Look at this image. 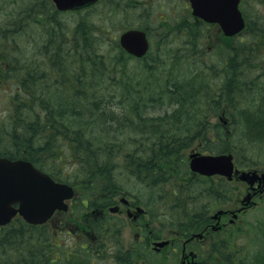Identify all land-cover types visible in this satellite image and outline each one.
Listing matches in <instances>:
<instances>
[{
  "label": "trees",
  "instance_id": "1",
  "mask_svg": "<svg viewBox=\"0 0 264 264\" xmlns=\"http://www.w3.org/2000/svg\"><path fill=\"white\" fill-rule=\"evenodd\" d=\"M34 2H38V5ZM100 2L101 0H98L83 9L67 12L81 14L84 10L86 14L81 16H85L90 12L88 9ZM242 3L241 0L240 6ZM27 4H13L12 12L6 13L7 18L0 21V80L12 77L16 80L13 92H10L6 98L10 104V108L6 109L9 125L1 133H4V137L8 136V141H4L0 133V145L3 144L0 147V156L30 160L56 179L58 178L53 169L46 168V162L53 161L57 171L58 165L69 159L72 164L78 165V172H81L80 175L75 173V178L81 181L85 179L86 189L91 187L94 198L103 201L99 206L104 207L110 202L107 193L117 191L120 187L116 184L113 174L118 162L112 159V156L117 153L127 165L134 168L132 169L134 172L138 175L143 174L142 177L154 187L163 185L170 179L166 193L174 198L172 200L176 202L174 205H178L176 199L184 201L187 198L189 192L186 188L193 180L185 164L184 150L192 146L195 141L201 139L200 148L203 152L217 153L226 151L239 153L238 149L242 151L246 148L245 142L232 141L235 132L239 133L241 140H243L242 136L248 133L252 136L251 139L248 138L249 142H264V22L261 23L256 19L254 28L246 18V28L239 35L223 36L220 43H216L212 50L213 59L217 58L216 63L204 64L201 68L196 67L197 72L189 73L188 76L184 74L178 76L175 73L177 77L167 78L164 82L159 80L155 86L156 90L149 94L148 99L153 100L156 94L158 98H162L165 92H170L171 102L175 103L176 107L160 115L143 117L137 109L141 97L140 87L144 90L148 89L150 81H143L139 75L140 58L129 55L121 49L117 41L110 39L107 42L116 52L108 53L109 55L99 53L97 48L99 49L108 31L103 33L97 30L98 24L91 22L90 18L83 17L76 20L71 34L68 35L69 27L65 28L60 18L63 12H53L54 5L50 0H31ZM11 14L14 16L10 18ZM32 19L41 25L45 21L42 25L45 40L36 46L38 54L42 46L45 51L40 54L44 59H33L29 62L26 61L28 59L26 54H22L21 59L17 57L16 52L20 54V50H15L13 47L17 46L16 33H26L24 29ZM102 23L108 24L107 20ZM201 23V20H191L194 33L201 29ZM189 38L191 43L187 40V53L198 37L194 34ZM228 40L231 41L229 46L226 43ZM67 54L72 58L69 60L70 68L63 64ZM155 58L156 55L152 59ZM132 60L135 61L136 67L131 68L126 65ZM150 65L149 61L144 64V68L151 73ZM202 70L214 75L213 79L218 82L217 85L215 81L211 84L205 78H200L204 76L200 73ZM159 78L161 79V76ZM202 87L205 90L208 87L207 93L201 98V101L208 105L205 110L207 112L203 114L205 111L199 108L195 113L193 112V116L187 108L175 115L179 108H183L182 102L190 99L182 95V91L187 96L191 94L190 96L197 97L194 96V90L195 88L202 90ZM254 90L256 92L251 97L250 93ZM257 92L259 99L254 100ZM134 94L136 96L132 101L135 103L131 106L134 117L127 115L129 113L126 109L123 111L113 107L116 98H119L118 104H124L125 99ZM247 96L253 103L258 102V105L251 107L244 105L243 98ZM223 102L229 104L222 105ZM233 105H236V108ZM218 113L231 118L233 132L226 131L225 128L229 124L226 122V125L216 123L212 127V135L208 134L211 128L204 118ZM252 113L259 116V119L252 120L254 116ZM177 117L181 120L186 119L187 122H179ZM136 118L144 124L139 126L137 131L140 136L139 148L140 146L142 148L139 149V155L134 152V142L122 143V141L119 146L115 137L120 131L135 133L131 124L136 123ZM242 121L244 125L241 124ZM175 122L177 125L174 126ZM8 149L11 150L7 151ZM230 183L225 178L218 179V184L222 188L229 186ZM82 201L79 204L83 205L84 201ZM90 201L93 202L92 199ZM155 215L157 216V212ZM184 215H189V212H184ZM190 217L193 218L188 219V222L184 216L174 221V225L181 233L185 230L188 232L199 230L209 222V217L203 211H196L188 216ZM153 219L154 216L150 220ZM101 220L102 218L92 221L96 231L99 230ZM13 222L7 227L0 228V264H54L53 262L63 258L62 247L54 237H52L54 243L51 242L46 225L28 224L20 217H16ZM143 245L139 248L136 246L133 250H126V256L120 257L118 262L132 264L133 256L137 258L141 254L152 255ZM77 248L70 246V250L79 251ZM152 263L161 262L156 260L151 261Z\"/></svg>",
  "mask_w": 264,
  "mask_h": 264
},
{
  "label": "rangeland",
  "instance_id": "2",
  "mask_svg": "<svg viewBox=\"0 0 264 264\" xmlns=\"http://www.w3.org/2000/svg\"><path fill=\"white\" fill-rule=\"evenodd\" d=\"M26 1L0 0V21L7 18L6 13L9 14L12 12L13 4L23 2V4H27L30 2L29 0ZM242 1L241 9L246 18L249 19L251 25L255 28L254 24L256 19L263 23L264 0ZM34 4L38 5V2H34ZM88 10L90 12L85 16H81L86 14V11L84 10L81 14L63 12L61 13L60 18L63 21L62 23L65 28L69 27L70 31L68 35L71 34L76 20L81 19L82 17L90 18L91 22L98 24V26H96L97 30L102 31L103 33L108 31L107 36L99 45V49L97 48L99 53L106 55H109L108 53L114 54L116 51L111 48L110 43L107 42V40H115L118 43V36H120L125 29L139 28L146 32L149 41V49L147 55L139 59V75L143 81L149 80L150 85L146 90H144L143 87H140L141 97H139L140 102L137 107L139 114L143 115V117L144 115H160L165 111H171V109L176 107V104L171 102L172 94L170 92H165L162 98H158L156 94L154 95L155 98L153 100L148 99L150 96L149 94L156 90L155 86L158 84L159 80L164 82L167 78L170 79L171 77H177L175 76V73H177L178 76L181 74L188 76L189 73L197 72V70H195L196 67L200 68L204 64L216 63L215 59L217 58L215 57L213 59L212 50H214L216 43H220V40L224 35L217 25L206 24L204 22L201 23V29L194 33L191 20L195 18L191 13L189 0H101V2L95 7ZM52 11L55 13L60 12L56 7H54ZM13 16L14 14H11L9 17L11 18ZM106 20L108 22L107 25L102 23V21ZM43 22L42 25L45 24V21ZM42 25L41 23L34 22L32 19V22H29L28 27L24 29L26 30V33H16L15 42L17 46H14L13 49L20 50V54L16 52L17 57L21 59V55L26 54L25 56L28 57L26 61L29 62L33 61V59L43 58L41 52L45 51V48L43 46L39 48L41 49L39 51L40 55L37 54L38 48L36 47L39 43H43L45 40L43 39L44 30ZM247 31L248 29L245 33ZM194 34L198 38L194 43V46L192 48L190 47V50H188V53L192 54L190 56L186 51L188 45L187 40H189V37ZM226 43L228 44L227 46H229L231 41L228 40ZM10 47L12 49V46ZM61 52L65 53L64 51ZM154 54L156 55V58L152 59L153 56H155ZM173 55L176 57H173ZM66 59L63 64L68 66L67 68H70L71 63L69 60L72 58L67 54ZM149 61L151 62L149 69H151L152 74L144 68V64ZM234 63H236V60ZM126 65L131 68L136 67L134 60L128 61ZM191 68L194 69L191 70ZM170 72H172V74H169ZM200 73L204 75L200 78H205L211 84L214 83V75L206 73L205 70H202ZM160 76L161 79L159 78ZM210 77H212V79H210ZM215 82L217 85V81ZM15 86L16 80L14 77L0 80V123H2V125H0V133L9 125V117L7 116L8 112L6 109L7 107L8 109L10 108V104L7 102L6 98L10 92H13ZM183 88L178 89L182 90ZM206 89L207 90L203 87L202 90L195 88L194 96L197 97H192L190 96L191 94L187 96L186 93L182 91V95L190 97V99H186L182 102L183 108H179V111H177L175 115L181 112L182 109L187 108L193 116L195 110H199V108L204 112L208 105H205L201 101V98L207 93L208 87ZM107 92L108 90H106V93ZM255 92L256 91L254 90L250 93L251 97H253ZM258 95L259 92H257L254 100L259 99ZM134 96L136 95L134 94L125 99L124 104H118L117 100H119V98H116V104L114 103L113 107L119 110L126 109L129 113L127 115L130 117L132 115L134 117V113L131 111V106L135 103V101H132V98H135ZM248 99V96L243 98L244 105L249 107L258 105L257 103H253L251 98ZM130 102L132 103L130 104ZM207 103L211 104L210 102ZM228 104V102L222 103V105ZM233 106L236 108V105ZM206 112L207 111L203 114ZM224 115L218 113L210 115L208 118L205 116V121L206 123L209 122L208 124H210L211 128L208 131L209 135H212V127L216 123L226 125V122H229L225 129L228 133L233 132L234 126L231 118L228 116L225 117ZM258 119L259 116L257 115H254L252 118L254 121ZM177 120L182 123L187 122L186 119L181 120L179 117H177ZM135 121L136 123L133 122L131 124L135 133H121L122 131H120L115 137L119 146L122 141V143L134 142V152L136 155H139V149L141 150L142 148L141 146L139 148L140 136L137 131L139 130V126L144 124L137 118ZM241 124L244 125V122L242 121ZM173 125L175 126L177 123L175 122ZM1 135L3 136L4 133H1ZM242 137L243 140H241V136L238 132H235V135L233 134L232 137V141H239V143L245 142L246 144V148L242 151L238 149L239 153L232 151L235 166L245 170L253 168L264 170V142H249L250 140L248 138H250V134H245ZM254 137L256 138L255 135ZM3 138L4 141H8V136H3ZM142 141L145 142L144 139H142ZM201 143V139H198L192 146L184 150L185 158H187L185 164H187V166L188 155L191 151L202 152L200 148ZM1 146H3V144H1L0 147ZM10 150L11 149H8L7 151ZM112 159H115V161L117 160L118 162L113 174L116 178V184L120 187L117 191L110 193V201H119L121 196H125L132 200L134 204L140 205L145 210L141 222H149L148 228L158 235V238L156 239L175 238L177 241L176 245L178 251L175 253L176 256L174 254L170 257H163L164 252L168 248L165 247L162 249L161 254L149 256L148 260L147 258L139 259V257L136 258V256H133L132 264H150L151 261L155 262L156 260L161 262V264H179L181 243L184 237H186V232L188 231L185 230L181 233L174 225V221H176L177 218H182L184 216L185 220L188 222V219L193 218H188V216H191L196 211H203L209 217L218 209H237L241 206L240 200L245 195L246 184L241 181L233 180L229 186L222 188L218 184L217 176L211 179H206L202 176H195L186 188V191L189 192V194L187 193V198L184 201L176 199L178 205H174L176 204L175 201L172 202L174 198H171L170 195L166 193L169 189L170 179L163 185H157L154 187V185L142 177L143 174L138 175L134 172L132 170L134 168L127 165L122 156L115 153L112 156ZM71 162L72 161L69 159L64 163L62 162L58 165L59 168L57 171L55 170L56 167L53 161H47L45 164L46 168L53 169L59 180L72 183L75 188V197L71 205V210H68L65 213H56L46 225L48 235L50 234L49 237L51 242L54 243L52 238L54 237V240L62 247L64 254L62 255V259L53 263L64 264V261H66V264H121L118 262V259L120 260V257L126 256V250H130L129 248L135 244L133 235L135 232H142V229H140L139 226H135L134 222L129 219L126 213L118 214L106 210L102 216L97 215L96 210L99 207L101 208L99 205H101L103 201L94 198L95 195H92L91 187L86 189L84 182L85 179L81 181V179L75 178V173L80 175L81 172H78V165L72 164ZM113 166H115V163H113ZM59 171L61 172L59 173ZM177 179L178 177H176V180ZM218 197H220V199ZM91 199L93 202L90 201ZM82 200L85 201L83 205L79 204ZM253 201V205L238 212L236 217L230 216L225 217L224 219L222 218L225 223L223 229L205 234V241H202L204 237L199 238L201 240L197 242V248H201V251H209L210 247V249H212L213 247L222 246L224 248L225 256L232 258L233 264H264V187L260 192L256 193L253 197ZM182 202L183 204H181ZM111 205H113V203ZM119 205L121 208L124 207L121 202ZM104 208H106V206H104ZM156 212L157 216L155 215ZM184 212H189V215H184ZM85 214L88 215L87 219H89V222L90 220L102 218L98 231H96L94 227L89 226L91 223L85 221L87 220L85 219ZM152 216H154V219L151 221L150 219ZM212 221V224L215 225V218H213ZM13 223L14 222L11 224ZM220 237L223 238L222 244L219 243ZM152 240L153 239L150 241ZM81 243L84 248H77ZM70 246H74V248H77L79 251L70 250ZM213 258H216L215 254L213 255ZM234 259L235 261L233 262ZM213 261H215V259ZM232 263L229 261V264Z\"/></svg>",
  "mask_w": 264,
  "mask_h": 264
},
{
  "label": "water",
  "instance_id": "3",
  "mask_svg": "<svg viewBox=\"0 0 264 264\" xmlns=\"http://www.w3.org/2000/svg\"><path fill=\"white\" fill-rule=\"evenodd\" d=\"M53 1L59 9H68L81 7L96 0ZM189 1L193 15L208 22L219 23L226 35H232L244 26V19L238 8L239 0ZM119 43L135 56L143 55L149 46L145 31L135 28L122 32ZM189 158L190 169L201 174H220L227 179H231L232 174H238V178L248 181L250 185L255 179H264V172L258 175L256 170L240 171L234 168L231 153L191 152ZM72 194V186L54 181L29 160L0 156V224L10 221L17 212L29 223H41L55 208L66 209L63 200ZM221 212L222 210H218L216 215ZM164 243L166 240L155 242L157 246Z\"/></svg>",
  "mask_w": 264,
  "mask_h": 264
},
{
  "label": "flooded vegetation",
  "instance_id": "4",
  "mask_svg": "<svg viewBox=\"0 0 264 264\" xmlns=\"http://www.w3.org/2000/svg\"><path fill=\"white\" fill-rule=\"evenodd\" d=\"M247 192L253 193V197L257 193V191H253L252 189H250L246 185L245 193H247ZM120 202L123 204V206H124L123 208L120 207V205H119ZM112 203H113V205H118L119 206L115 210V213H118V214L119 213H126V215L129 217V219L132 222H134L135 226H139V228L142 229V232H140V233L139 232H135V234L133 235L135 244L132 245V247H130L129 249L133 250L136 246L139 248L140 245L145 244V245H143V246H145L144 248H146V250L148 252L152 251L153 250L152 249L153 248L152 247V242L155 239L154 236H155L156 233L148 228V224H144L143 222H141L142 216L136 213L137 205L134 204V202L132 200H130L128 198L126 200H122L121 197H120L119 201L111 200V204ZM234 210H236V209H233V211ZM97 215L102 216L103 213H100V211H98ZM230 216H232V213H230L229 211L226 212V213H223L220 216V221H219L218 225L212 224L213 221L210 218L211 221L203 226L202 231H196V232L192 231V232L189 233V235L184 237V239H183V241L181 243V247H180L179 264H229V261L232 263V258H228V257L225 256L224 248L222 246L213 247L212 249H210L211 248L210 247L209 251H204V250L201 251L200 250L201 248H197V242L199 240H201L199 238H203L204 236L206 237L205 234H209V233H212V232H216V231L222 230L223 227L225 226V223L223 222L222 218L224 219L225 217H230ZM87 218H88V215H85V219H87ZM216 220H215V222H216ZM85 221L90 223L88 221V219L85 220ZM89 226H91V224ZM145 227L148 228V230H144ZM203 229H204V231H203ZM196 233H199L201 235H199L197 237L193 236ZM205 237L202 239V241H205ZM151 239H153V240L150 241ZM176 242L177 241H176L175 238L169 240V243H168L169 247L165 251V253L163 254V257L164 256L170 257L173 254L177 253L178 250H177ZM200 243H204V242H200ZM219 243H221V244L223 243V238L220 237ZM79 246H80L81 249L84 248L82 243ZM153 251L155 253H157V254H161L162 253L161 250L160 251L153 250ZM214 254H215L216 258H213ZM141 258L146 259L147 256H145L144 254H141L139 259H141ZM214 259H215V261H213ZM234 261H235V259L233 260V262Z\"/></svg>",
  "mask_w": 264,
  "mask_h": 264
},
{
  "label": "bare ground",
  "instance_id": "5",
  "mask_svg": "<svg viewBox=\"0 0 264 264\" xmlns=\"http://www.w3.org/2000/svg\"><path fill=\"white\" fill-rule=\"evenodd\" d=\"M26 1V0H25ZM29 1H31V0H29ZM27 2V1H26ZM24 3V2H23ZM28 5V4H27ZM30 7V6H29ZM26 8V7H25ZM56 9L57 10H59L60 11V9L59 8H57L56 7ZM25 11V10H24ZM28 11V10H27ZM83 18V17H82ZM85 22V21H84ZM10 26V25H9ZM85 26V25H84ZM74 27V26H73ZM145 27V26H144ZM6 28V27H5ZM7 30V29H6ZM86 33V32H85ZM85 33H84V35H85ZM87 35V34H86ZM239 38V37H238ZM190 39V38H189ZM190 41V40H189ZM89 42V41H88ZM190 43H191V41H190ZM240 44V43H239ZM151 47V46H150ZM18 48V47H17ZM244 48V47H243ZM19 51V50H18ZM9 54V53H8ZM38 54V53H37ZM91 55V54H90ZM181 55V54H180ZM13 56V55H12ZM78 58H79V56H77ZM85 58V57H84ZM233 64V63H232ZM225 66H223V68H224ZM244 67V66H243ZM201 68V67H200ZM245 69V68H244ZM223 71V70H222ZM239 71V70H238ZM248 72V71H247ZM228 76V75H227ZM232 81V80H231ZM242 81V80H241ZM247 82V81H246ZM218 83V82H217ZM206 85V84H205ZM195 87V86H194ZM249 87H251V86H249ZM234 90V89H233ZM224 91V90H223ZM203 92V91H202ZM233 92V91H232ZM106 94V93H105ZM172 97V96H171ZM212 97V96H211ZM124 98V97H123ZM205 98V97H204ZM161 100V99H160ZM249 100V99H248ZM232 102V101H231ZM258 103V102H257ZM110 107V106H109ZM245 109V108H244ZM125 110V109H124ZM123 110V111H124ZM254 111V110H253ZM252 112V111H251ZM223 113V112H222ZM125 114V113H124ZM253 114V113H252ZM169 115V114H168ZM254 115V114H253ZM103 116V115H102ZM205 119V118H204ZM256 121V120H255ZM262 121V120H261ZM128 123V122H127ZM238 123V122H237ZM262 123V122H261ZM113 125V124H112ZM256 125V124H255ZM115 126V125H114ZM179 126V125H178ZM264 126V125H263ZM158 127V126H157ZM246 127V126H245ZM261 128V127H260ZM263 128V127H262ZM237 129V128H236ZM217 130V129H216ZM249 130V129H248ZM263 131V130H262ZM191 132H193V131H191ZM196 132V131H195ZM217 132V131H216ZM248 132V131H247ZM190 133V132H189ZM255 133V132H254ZM188 134V133H187ZM248 134V133H247ZM183 135V134H182ZM262 136V135H261ZM190 137V136H189ZM250 137H252V136H250ZM259 138V137H258ZM133 139V138H132ZM251 139V138H250ZM255 140V139H254ZM262 141H263V139H262ZM257 142V141H256ZM172 144V143H171ZM246 145V144H245ZM253 145V144H252ZM248 147V146H247ZM250 147V146H249ZM177 149V148H176ZM154 151V150H153ZM256 151H258V150H256ZM262 152V151H261ZM256 153V152H255ZM262 154V153H261ZM256 155V154H255ZM84 159V158H83ZM159 159V158H158ZM243 160V159H242ZM156 161V160H155ZM159 162V161H158ZM142 163V162H141ZM242 163V162H241ZM147 164V163H146ZM152 164V163H151ZM138 166V165H137ZM154 166V165H153ZM155 167V166H154ZM138 168V167H137ZM141 168V167H140ZM157 168V167H156ZM155 168V169H156ZM250 168V167H249ZM85 170V169H84ZM140 170V169H139ZM157 170V169H156ZM138 172V171H137ZM160 176V175H159ZM157 178V177H156ZM162 178V177H161ZM160 179V178H159ZM163 179V178H162ZM197 185V184H196ZM111 187V186H110ZM126 190V189H125ZM130 193V192H129ZM149 194V193H148ZM147 199V198H146ZM95 205V204H94ZM71 212V211H70ZM79 212V211H78ZM159 215V214H158ZM168 216V215H167ZM163 217V216H162ZM176 226V225H175ZM179 233V232H178ZM29 237V236H28ZM12 255V254H11ZM125 257V256H124ZM21 261V260H20Z\"/></svg>",
  "mask_w": 264,
  "mask_h": 264
}]
</instances>
